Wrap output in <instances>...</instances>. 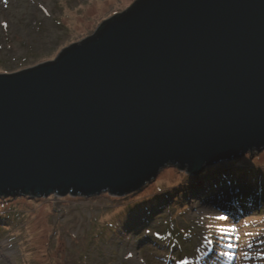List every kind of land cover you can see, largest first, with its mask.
I'll return each instance as SVG.
<instances>
[{"label":"water","instance_id":"water-1","mask_svg":"<svg viewBox=\"0 0 264 264\" xmlns=\"http://www.w3.org/2000/svg\"><path fill=\"white\" fill-rule=\"evenodd\" d=\"M264 150V0H137L0 74V198L124 196Z\"/></svg>","mask_w":264,"mask_h":264},{"label":"rangeland","instance_id":"rangeland-1","mask_svg":"<svg viewBox=\"0 0 264 264\" xmlns=\"http://www.w3.org/2000/svg\"><path fill=\"white\" fill-rule=\"evenodd\" d=\"M136 1L0 0V74L53 61ZM262 241L264 150L195 177L167 167L124 196L0 198V264H264Z\"/></svg>","mask_w":264,"mask_h":264},{"label":"snow or ice","instance_id":"snow-or-ice-1","mask_svg":"<svg viewBox=\"0 0 264 264\" xmlns=\"http://www.w3.org/2000/svg\"><path fill=\"white\" fill-rule=\"evenodd\" d=\"M220 220H226L227 219V217H225V216H221V217H218ZM209 243H211V241H209ZM262 243H264V241H262ZM234 245H231V244H228L227 245V247H233ZM177 264H187V262L185 261V260H183V259H179L178 261H177Z\"/></svg>","mask_w":264,"mask_h":264},{"label":"bare ground","instance_id":"bare-ground-1","mask_svg":"<svg viewBox=\"0 0 264 264\" xmlns=\"http://www.w3.org/2000/svg\"><path fill=\"white\" fill-rule=\"evenodd\" d=\"M123 3H124V1H123Z\"/></svg>","mask_w":264,"mask_h":264}]
</instances>
